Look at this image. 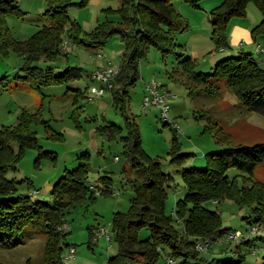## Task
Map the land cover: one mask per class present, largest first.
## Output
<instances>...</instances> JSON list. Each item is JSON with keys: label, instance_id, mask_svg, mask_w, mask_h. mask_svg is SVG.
<instances>
[{"label": "rangeland", "instance_id": "374dc122", "mask_svg": "<svg viewBox=\"0 0 264 264\" xmlns=\"http://www.w3.org/2000/svg\"><path fill=\"white\" fill-rule=\"evenodd\" d=\"M172 2L182 20L172 33L175 46L167 53L151 46L147 55L139 59L138 76L128 86L129 99L122 111L115 106L110 90L97 95L89 92L91 85L101 84L91 76L93 70L121 65L124 41L119 32L102 37L100 45L91 43L92 33L99 23L117 19L120 0H86L83 4L65 6L68 21L60 46L63 40L67 41L66 45L53 57L32 62L43 70L51 66L52 74L64 76L65 81L38 83L35 87L32 85L35 81L28 79L22 68L24 57L8 46L0 50V127L15 126L23 109L38 110L48 123L47 127L44 122L31 126L38 144L49 152L39 156L36 148L27 147L16 167L6 169L5 177L15 181L11 196L27 193L33 200L53 203L55 181L65 169H71L79 161H84L88 167L85 186L103 187L101 178L104 176L109 181L110 193L95 191L93 199L87 197L83 202L63 206L60 228L65 232L67 243L61 252L64 264H106L108 257L118 250L113 238L112 216L115 211L128 209L133 196L128 179L135 177L134 168L122 152L124 140L120 135L127 134L125 114L137 125L142 153L159 160L162 170L171 176L166 187L165 213L171 216L179 231L183 230V221L173 209L176 200L185 193L182 169L204 166L207 151L264 141L263 114L247 109L223 78L211 81L218 86L214 92L199 89L200 85L192 84L181 72L178 62L189 55L195 71L210 72L217 60L246 51L264 69L263 53L256 50V44L264 50V34H251V28L261 21L263 14L249 1L244 16L231 17L225 44L216 48L211 38V10L221 0H198L196 4L188 0ZM14 3L19 11L5 13V23L14 40L29 39L48 23L43 14L47 0H15ZM233 24L237 25L231 28ZM69 32L76 34L78 40L70 38ZM229 44H242V48H231ZM151 79L169 92L166 117L160 115L156 104L141 107L143 95L147 93L145 83ZM109 122L121 125L120 133L108 137L105 125ZM13 148L16 151L18 144L14 143ZM173 153L180 155L173 159ZM227 174L238 185L254 188L251 190L254 192L257 187H264V160L255 165L250 177H243L245 173L235 167H230ZM204 204L217 211L221 225L227 227L228 232L237 231L238 237L224 240L223 234L202 250L196 248L195 242L210 239L197 237L189 246L197 250L196 256L171 254L169 246H162L154 264H220L226 258L239 260V264H261L264 261V211L263 217L257 219V212L251 210L250 205L238 204L228 197L220 201L208 199ZM252 206L259 204L255 202ZM43 217L35 218L43 221ZM66 225L69 228H65ZM251 225L258 229L252 232ZM98 226L108 231L109 240L105 235L98 237L91 232ZM48 229L44 224L30 223L14 238L0 239V264H43L45 243L53 233ZM138 235L146 237L149 230L140 227ZM180 242L176 248L183 251L186 246L182 240ZM69 246L74 247V252L64 259Z\"/></svg>", "mask_w": 264, "mask_h": 264}, {"label": "trees", "instance_id": "16d2710c", "mask_svg": "<svg viewBox=\"0 0 264 264\" xmlns=\"http://www.w3.org/2000/svg\"><path fill=\"white\" fill-rule=\"evenodd\" d=\"M86 0H47L44 15L49 20L37 33L25 40H14L5 23L7 11H19L15 0H0V50L7 46L15 49L25 62L28 79L32 85L46 84L51 81H65L62 75H53L52 67L41 68L32 65L40 58H50L61 51L60 41L64 25L68 21L65 6L76 3L83 4ZM117 19H107L99 23L92 33V45H100L102 37L117 31L124 41L121 65L113 78L110 92L115 106L124 110L128 102V86L132 85L138 76L139 59L147 55L151 46L161 53L171 51L175 46L172 39L177 23L181 24L180 14L173 6L172 0H120ZM187 1V0H186ZM198 0H188L196 4ZM249 1L257 5L262 19L251 28V34H264V0H221L213 7L212 32L216 48L225 44L226 29L232 16H244ZM132 23V26H130ZM74 41L78 38L72 32L68 33ZM249 52L229 54L217 60L210 72L195 71L191 57L185 55L179 59V66L187 79L204 92H214L218 86L213 79L223 78L231 88L235 97L249 110L264 115V69L249 55ZM61 76V77H60ZM27 79V80H28ZM203 86V87H202ZM39 111L23 109L15 126L0 127V239L10 240L17 236L27 224L35 226L44 224L52 230L51 238L45 243L43 264H64L61 252L64 245L65 232L60 228L63 216V206L83 202L87 197L95 198V190L85 186L88 167L84 161H79L71 169H65L55 181L52 192L55 193L53 203L43 199H32L27 193L11 196L15 189L14 180L5 177L7 168L16 167L19 156L27 147H34L38 155L49 152L42 149L37 142L32 123L47 121L42 119ZM127 128L122 137V152L126 155L135 171V177L128 179L133 189V196L126 211H115L112 216L113 238L118 244V250L106 260V264H154L162 246H169L171 254L196 256L197 250L191 249L197 237L209 238L210 243L227 233V227L220 223L217 211L208 208L204 201L214 199L220 201L228 197L241 205H250L257 212V219L263 217L264 187L254 188L238 185L234 178H229L227 170L235 167L243 177H250L256 164L264 160V141L252 144L224 146L216 151L206 152L204 166H188L182 169L181 177L184 183V197L176 200L174 212L182 218L183 230L174 226L171 216L165 213L166 187L171 176L165 174L159 160L149 158L139 147L137 125L133 118L125 114ZM108 137L120 133L121 125L109 122L105 125ZM18 144L15 151L13 144ZM172 155L174 159L175 156ZM104 186L100 193H110L107 176L101 178ZM98 192V193H99ZM257 202L259 206H252ZM48 206V207H45ZM44 207V208H42ZM41 214V216H38ZM44 216V217H43ZM35 217L44 220H37ZM140 227H146L149 235L140 237ZM182 238V239H181ZM1 240V241H2ZM183 241L186 248L183 251L176 247ZM212 240V241H211ZM247 241V240H246ZM220 264H239V260L222 259ZM264 264V261L261 263Z\"/></svg>", "mask_w": 264, "mask_h": 264}, {"label": "built area", "instance_id": "2783aa9c", "mask_svg": "<svg viewBox=\"0 0 264 264\" xmlns=\"http://www.w3.org/2000/svg\"><path fill=\"white\" fill-rule=\"evenodd\" d=\"M67 43L66 40H63L61 43V46H65ZM60 46V47H61ZM256 50L261 53H263L264 57V50L263 47H261L260 44H256ZM101 55V54H99ZM119 70V67L116 66H109V67H104L102 69H97L93 70L91 73V76L101 82L100 85H91L89 88V92L93 94H102L105 90H110V88L113 86V78L117 74ZM145 90L147 93L143 95V98L141 100V107L143 109L146 108V106H150V104H156L159 109H160V115L162 117H166V112L169 107L168 104V98H169V92L168 90L164 89L162 85L157 82L155 79H151L149 82L145 83ZM87 99H90V96H87ZM91 188H93L95 191L99 192L98 188H94L92 184L89 185ZM34 191H37L36 189ZM65 228H69L68 225L65 226ZM258 227L255 225H251L250 230L253 232L257 230ZM91 232L94 235H97L98 237L101 235H105L106 239L109 240L110 236L108 234V231L103 227H95L91 229ZM238 237V232L233 231V232H227L224 234V240L229 239V238H237ZM210 244L209 240H201V241H196L195 246L199 250L205 249L207 245ZM74 252V247L69 246L68 250L66 251L65 256L63 257L64 259L72 255ZM169 263L173 262V259L171 257L168 258Z\"/></svg>", "mask_w": 264, "mask_h": 264}, {"label": "crops", "instance_id": "0c3cea01", "mask_svg": "<svg viewBox=\"0 0 264 264\" xmlns=\"http://www.w3.org/2000/svg\"><path fill=\"white\" fill-rule=\"evenodd\" d=\"M233 17V16H232ZM231 19V18H230ZM229 19V20H230ZM228 24L229 25H227V28L229 29V27H230V22L228 21ZM235 25H237V24H233V26L231 27V28H233ZM227 30V29H226ZM228 46H230L231 48H233V47H235V48H242V44H229ZM90 185V184H89ZM94 186V185H93ZM94 188H97L96 186H94ZM99 189V188H98Z\"/></svg>", "mask_w": 264, "mask_h": 264}]
</instances>
